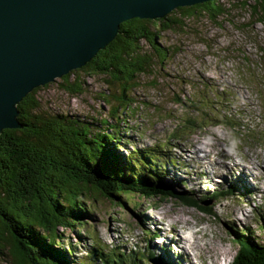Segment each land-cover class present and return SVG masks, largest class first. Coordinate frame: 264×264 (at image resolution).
Listing matches in <instances>:
<instances>
[{
    "label": "rangeland",
    "instance_id": "obj_1",
    "mask_svg": "<svg viewBox=\"0 0 264 264\" xmlns=\"http://www.w3.org/2000/svg\"><path fill=\"white\" fill-rule=\"evenodd\" d=\"M242 1L220 0L226 12L215 21L203 14L185 20L181 30L162 33L159 43L169 50L167 60L161 65L157 62L152 72L138 79L137 88L132 90L137 111L127 120L130 133L118 147L122 157L129 156L135 148L152 150L153 158L160 164L158 174L175 193L191 192L193 197L209 198L213 193L222 194L227 187H232V191L210 199L208 210L185 205L172 197L160 201L124 196L123 206L98 197L90 201L84 228L74 227L62 233V249L70 248L71 259L88 264L93 260L87 253L89 248L97 247L104 253L117 250L126 261L134 252L140 258L137 264H148L147 251L153 247L147 242L150 234L158 236L155 247L162 244L159 236L167 233L171 240L181 236L183 240L196 241L193 250L188 248L189 264H230L237 249L232 240L234 231L252 229L255 238H264V29L252 24L249 11L239 6ZM143 47L150 49L145 43ZM79 75L85 92L78 96L63 91L59 79L39 87L36 97L42 108L87 120L102 118L107 105L98 96L109 87L100 76ZM213 94L220 95L214 100L219 110L202 120L187 100L197 99L196 104L206 108L205 97ZM177 99L182 101L180 105ZM222 110L228 111V118L218 117ZM194 145L200 147L196 149L198 159L211 167L212 175L208 178L206 169L204 181L195 173L197 166L191 164L196 159L190 153L194 149L188 147ZM245 156L257 164L243 163L237 169L240 177L254 188L244 187L236 180L238 170L232 159L247 161ZM219 163L224 168L219 169ZM228 170L232 172L230 176ZM181 221L198 223V227L183 225ZM196 229L201 231L195 234ZM173 242L164 241L169 256L164 257L159 249L156 253L168 264H173V260L180 264ZM5 260L0 259V264H9ZM100 263L104 264L94 260L89 264Z\"/></svg>",
    "mask_w": 264,
    "mask_h": 264
},
{
    "label": "trees",
    "instance_id": "obj_2",
    "mask_svg": "<svg viewBox=\"0 0 264 264\" xmlns=\"http://www.w3.org/2000/svg\"><path fill=\"white\" fill-rule=\"evenodd\" d=\"M219 1L176 8L160 19L127 20L92 60L61 77L59 86L72 96L85 92L80 73L103 78L109 89L98 96L107 105L99 120L44 110L36 97L39 87L21 100L17 105L21 128L5 129L0 135V259L9 264H85L71 259L69 247L62 249V233L74 227L83 229L90 201L98 197L120 206L125 205L124 196L160 201L172 197L201 210L210 208L201 206L209 198L173 192L158 174L160 164L152 150L135 148L122 157L118 147L130 133L127 120L137 111L132 90L138 79L152 72L157 62L161 65L167 60L169 50L159 43L162 33L181 30L185 20L203 14L215 21L226 12ZM239 6L249 11L252 24L264 29V0H243ZM143 43L150 49L146 51ZM219 96H206V108L199 107L197 99L187 101L203 120L219 110L214 106ZM222 111L218 117L228 118V111ZM214 194L209 196L218 195ZM233 233L237 250L231 264H264V238H255L252 229ZM89 250L90 258L98 263L137 264L140 259L134 252L126 261L117 250Z\"/></svg>",
    "mask_w": 264,
    "mask_h": 264
},
{
    "label": "water",
    "instance_id": "obj_3",
    "mask_svg": "<svg viewBox=\"0 0 264 264\" xmlns=\"http://www.w3.org/2000/svg\"><path fill=\"white\" fill-rule=\"evenodd\" d=\"M215 0H0V135L21 128L17 105L83 67L133 19Z\"/></svg>",
    "mask_w": 264,
    "mask_h": 264
},
{
    "label": "bare ground",
    "instance_id": "obj_4",
    "mask_svg": "<svg viewBox=\"0 0 264 264\" xmlns=\"http://www.w3.org/2000/svg\"><path fill=\"white\" fill-rule=\"evenodd\" d=\"M194 147H196V148H194ZM188 148H193L194 149V151L197 149V150H200V147H198L197 145H194V146H192V147H188ZM197 150L194 152V151H191V150H188V152H190V153H192V155H194V159H196V163H191V164H195L196 166H197V168H195L196 169V171L197 172H195L196 174H198L199 175V177L201 176V179H202V175L205 173V171H206V169L208 170V172H209V170H211V167L210 166H208V167H206L205 166V164L202 162V160L200 161L199 159H198V156H199V154H197ZM206 155H208V154H206ZM245 158H247L246 160L247 161H241V160H237V158H235L234 157V159H232V161L236 164V169H237V167L238 166H240V167H243V163L245 164V166H247L248 164H251L252 166H254V164H257V163H255V162H253V161H251V160H248V158L249 157H247V156H245ZM210 162V161H209ZM211 165V164H210ZM217 166L219 167V169L220 168H224L223 166H224V164L223 163H219V164H217ZM220 166H222V167H220ZM216 167V166H215ZM253 169H256L255 167H252ZM238 170V169H237ZM236 170V171H237ZM221 171H223V169L221 170ZM220 172V171H219ZM228 174L227 175H229L230 176V174H232V172L230 173L229 172V170H228V172H227ZM206 174H207V176H208V178H210V176L212 175V171L211 172H209V173H207L206 172ZM214 174V173H213ZM240 175H241V172H240V170H238V174L236 175V180L237 181H239L244 187H247V188H254V187H251V186H249L248 184H247V180H243V178L242 177H240ZM226 179V177L224 176V180ZM203 180V179H202ZM205 180V179H204ZM203 180V181H204ZM208 180H210V179H208ZM217 181H219V180H221V179H216ZM202 181V182H203ZM197 185H199V183L197 184ZM252 186H253V183H252ZM254 190V189H253ZM226 192V191H225ZM250 192V191H249ZM176 223H178L177 221H176ZM175 223V224H176ZM181 223L183 224V225H188V226H193V227H198V223H194L193 225L192 224H190V223H185V222H183V221H181ZM201 223H202V221H201ZM180 224V223H179ZM203 224V223H202ZM177 226V225H176ZM180 226H182V225H180ZM201 226V225H200ZM199 226V227H200ZM178 227H179V225H178ZM177 227V228H178ZM171 228V227H170ZM180 228V227H179ZM182 228V227H181ZM191 228V227H190ZM189 229V228H188ZM197 230V229H196ZM201 231V229H198L197 231H196V233L195 234H198L199 232ZM203 233V232H202ZM202 233H200L201 235H202ZM160 234H162V233H160ZM194 234V235H195ZM193 235V236H194ZM159 239H161V241L160 240H158V242H161L162 244L161 245H164V241L165 242H169V243H171V238L170 237H168V235H165V234H162V236H159ZM156 241H157V239H155ZM182 242H183V247H182ZM173 245H174V250H175V253H176V255L177 256H179L177 259H179L180 258V264H183V263H185V264H189L188 263V261L187 260H189L190 259V256H191V254H190V251H189V249L191 248L192 250L194 249L193 247H196V241H192V242H189L188 240H183V238L181 237V236H179V237H177V238H175V240H174V242L172 243ZM171 244H169V246H170ZM166 247L168 248V245H166ZM190 247V248H189ZM152 248H155V247H152ZM164 248V247H163ZM167 248L165 249V252H166V254H164V257L166 256L167 257V255L169 256V252L167 251ZM189 248V249H188ZM159 249V248H158ZM158 251H160L161 252V249H159ZM165 264H168L167 263V261H163ZM171 264V263H170ZM173 264H176L175 263V261L173 260Z\"/></svg>",
    "mask_w": 264,
    "mask_h": 264
}]
</instances>
